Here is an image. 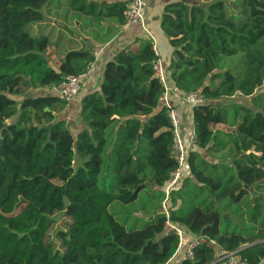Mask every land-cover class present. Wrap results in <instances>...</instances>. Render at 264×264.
Returning a JSON list of instances; mask_svg holds the SVG:
<instances>
[{
  "label": "trees",
  "instance_id": "obj_1",
  "mask_svg": "<svg viewBox=\"0 0 264 264\" xmlns=\"http://www.w3.org/2000/svg\"><path fill=\"white\" fill-rule=\"evenodd\" d=\"M128 2L70 6L124 24ZM51 3L0 0V264H168L181 243L168 220L185 231L182 245L188 235L205 238L178 264H219L218 249L264 264V0H240L236 16L222 0L165 5L160 27L173 48L166 71L178 90L204 101L193 107L196 148L184 166L191 176L170 191L169 218L155 213L131 230L110 205L136 201L149 184L165 192L178 168L166 88L153 69L160 56L148 42L109 61L101 90L82 99L84 129L75 136L54 114L65 99L32 94L95 60L71 50L52 65L50 36L28 31ZM235 95L249 102H224ZM57 213L71 219L58 231L60 247L49 238Z\"/></svg>",
  "mask_w": 264,
  "mask_h": 264
},
{
  "label": "crops",
  "instance_id": "obj_2",
  "mask_svg": "<svg viewBox=\"0 0 264 264\" xmlns=\"http://www.w3.org/2000/svg\"><path fill=\"white\" fill-rule=\"evenodd\" d=\"M65 1L70 2V6L72 0ZM93 1L106 5L120 0ZM175 1L178 0H147L148 5L145 12V23L150 33L145 31L139 23L124 26V24H121L115 17L98 19L95 15L84 14L72 10L71 6L70 9L72 12H68L64 16L60 13L59 9L48 11L46 16H48L47 18H51L52 21L47 19V22H51V26L47 28V31H51L54 28H56L57 31L61 29V32H58V34L63 35L67 40H62L64 47H57L56 44L53 43L51 35L48 34L49 32L45 34L49 35L51 39V46L48 49L47 55L56 69L60 65L61 60L71 50H88L95 56L94 72L84 82L81 92L73 99L66 100L67 103L63 109L57 108L54 111L58 120L66 121L70 125L75 136L84 129V123L81 118L82 99L89 94L101 90L106 64L113 60L118 53L124 50L137 53L145 43H154V39L156 41L158 54L165 62V65L170 63L173 48L170 46L169 40L162 31L160 24L165 5ZM71 19H74V26L71 25ZM47 22H42V26H45L44 24ZM166 73L168 78L169 106L177 113L182 140L186 148L189 149L191 146L190 136L192 132L195 131L193 123V106L186 101L185 93L174 86L170 77V71H166ZM37 91L39 93L35 95L60 97L58 93L51 88L37 89L33 92ZM216 161H218V159H216ZM182 176H191L187 167L182 170ZM188 238L193 239L195 237L188 235ZM181 247L182 245H180V249H178L174 258L168 264H178L185 258V250Z\"/></svg>",
  "mask_w": 264,
  "mask_h": 264
},
{
  "label": "built area",
  "instance_id": "obj_3",
  "mask_svg": "<svg viewBox=\"0 0 264 264\" xmlns=\"http://www.w3.org/2000/svg\"><path fill=\"white\" fill-rule=\"evenodd\" d=\"M147 5H148L147 0H129V2L127 3L126 21L124 23V26L139 23L141 24L142 28L145 31L150 33L145 23V12ZM153 41H154L155 51L158 54L156 41L154 39ZM94 69H95V62L91 63L84 72L76 75L67 76L66 79L61 84L54 86L53 89L58 93V95L61 98L65 100H71L81 92L84 82L94 72ZM153 69L156 77H158V79L164 84L166 88V92L161 97V101L170 108L169 115L174 126V134H175L174 152L178 162V168L172 173V176L166 185L165 202H167L170 191L174 188H177L181 179H183L182 170L184 169L185 166L187 154L190 150L196 148V133L194 131L193 134H191L190 136L191 146L189 149L186 148L182 140V136L180 134V130H179L180 123L177 117V113L171 106H169L168 78L166 73V65L161 57L154 61ZM185 99L193 107L203 103L204 101V99L198 93H188L185 96ZM166 213H167V217L169 218L168 210L166 211ZM166 226L168 229L173 230L176 234L179 235L181 240L180 245H182L184 241V237L186 235L185 231L182 228L174 225L169 220L167 221ZM202 242H205V238L202 236H196L195 238H193L188 245L185 258L192 257L194 254V249ZM212 243L215 242L212 241ZM216 262H218L219 264H250L247 259L241 258L238 251L230 252L221 249H218L217 251Z\"/></svg>",
  "mask_w": 264,
  "mask_h": 264
},
{
  "label": "rangeland",
  "instance_id": "obj_4",
  "mask_svg": "<svg viewBox=\"0 0 264 264\" xmlns=\"http://www.w3.org/2000/svg\"><path fill=\"white\" fill-rule=\"evenodd\" d=\"M189 1L192 4L200 3V5L207 4L208 6V4L218 1V0H189ZM222 1H224L229 13H231L232 11L235 14V16L238 15L237 9L239 7L238 3L240 0H222ZM69 3L70 2L68 1L66 2L65 0H52V3L50 4L49 9H47L46 7L43 9V12L46 15L48 11H54L56 9H59L60 13L64 16L66 13L72 12V10L70 9ZM47 17L48 16H46L45 18ZM50 20L52 21L51 18ZM47 21H43V22H47ZM70 22H71V25L74 26V19H71ZM44 25L45 26H42V25H39L38 23L30 24L28 27V31L32 35H42V34L45 35L47 32H49L48 34L51 35L53 43H55L57 47H64L62 40L63 39L66 40V37H63V35L58 34V32H61V29H59L60 31H57V29L54 28L51 31H47V28L51 26V22H47ZM238 58H240V56H238ZM233 63H237V59H234ZM228 64H232V62H228ZM32 93L36 94L39 92L37 91V92H32ZM16 99L21 100V98H18V97ZM224 102L225 103H238V102L248 103L249 99L241 95H235L234 97L224 99ZM215 128L220 129V130L231 131L225 125H218V126H215ZM180 134H181V131H180ZM203 153L206 154L205 151H203ZM219 156H225V155H219ZM206 157H208L209 159H212L208 154H206ZM217 159L220 160L221 158H217ZM182 178L183 179H181L178 185V189L184 183L183 181L185 177L182 176ZM174 190H177V189H174ZM195 193H196L195 191H191L190 194L195 195ZM165 195L166 194L164 191H161V189H158L156 187H152L149 184V186L140 193L136 201L131 202L129 204L122 203L120 201H115L110 205L109 210L121 224L125 225V227L128 230H131L133 228L140 229L144 226L147 219L152 218L155 213L163 212L167 216L166 211L168 210V214H169L170 208L172 206V202L171 204L169 203V201L165 202V197H166ZM192 206H193L192 203L187 205L186 211H188ZM231 215L235 218V215L233 213ZM53 218L55 219V222L50 230L49 238H50V241H52V243L55 244V246L60 247L61 239L58 236V231L67 230L71 219L67 217L65 213H57L53 216ZM186 248H188L186 245H182V249L186 250Z\"/></svg>",
  "mask_w": 264,
  "mask_h": 264
},
{
  "label": "water",
  "instance_id": "obj_5",
  "mask_svg": "<svg viewBox=\"0 0 264 264\" xmlns=\"http://www.w3.org/2000/svg\"><path fill=\"white\" fill-rule=\"evenodd\" d=\"M47 19H50V18H45L44 21H47ZM46 110H49L48 108ZM52 126V124L48 125V128H50ZM7 133V129H4L2 130L1 134H0V141L2 139V137L5 136V134Z\"/></svg>",
  "mask_w": 264,
  "mask_h": 264
}]
</instances>
